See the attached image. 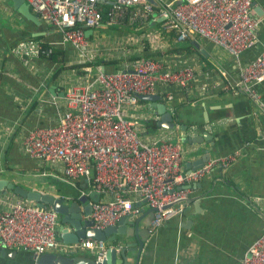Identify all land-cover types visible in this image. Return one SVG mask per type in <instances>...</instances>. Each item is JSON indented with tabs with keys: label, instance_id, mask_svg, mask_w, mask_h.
<instances>
[{
	"label": "built area",
	"instance_id": "built-area-1",
	"mask_svg": "<svg viewBox=\"0 0 264 264\" xmlns=\"http://www.w3.org/2000/svg\"><path fill=\"white\" fill-rule=\"evenodd\" d=\"M154 1L156 5L148 0H25L61 34L62 44L73 48L87 80L65 82V106L58 122L28 130L22 152L53 168L73 187L86 178L88 188L100 195L89 217L93 229L116 225L135 213L136 203L146 201L153 210L149 225L153 233L184 215L193 198V184L216 169H227L239 155L214 156L203 167L187 171V152L178 141V125L160 128L154 137L144 138L146 131L137 119L146 116L136 114L144 104L140 96L160 95L167 111L175 115L185 101L194 104L215 91L208 84L196 86L200 65L178 64L165 55L130 60L136 52L149 47L163 53L168 49V53L198 38L208 41L234 61L237 80L224 90L245 94L264 107L259 90L264 84V47L249 62H241L243 55L260 44L262 20L254 12L253 0ZM103 25L134 31L158 28L138 44L116 49L109 42L101 48L98 40L91 41L86 35ZM114 51L119 53L116 58L124 60L120 69L108 71L94 64L101 56L112 59ZM13 52L27 61L42 53L33 40L19 43ZM150 119L158 123L160 116L155 112ZM58 225L59 216L51 208H38L13 194L0 196V241L5 248L38 257L89 251L98 261L105 258L108 244L93 239L66 244L58 239ZM241 264H264V234L249 247Z\"/></svg>",
	"mask_w": 264,
	"mask_h": 264
},
{
	"label": "crops",
	"instance_id": "crops-1",
	"mask_svg": "<svg viewBox=\"0 0 264 264\" xmlns=\"http://www.w3.org/2000/svg\"><path fill=\"white\" fill-rule=\"evenodd\" d=\"M253 6L255 14L262 20L260 44L243 55V64L252 60L264 47V0H253ZM40 20L43 31L37 36V26L15 10L12 0H0V178L21 186L20 183H24L27 188L56 196L60 195V184H65L74 194L81 197L85 191V196L90 198L95 192L82 186L78 188V184L73 187L65 183L60 173L22 152L23 136L28 130L53 126L58 122L64 111L65 87L87 80L81 69L73 68L78 65L73 48L62 44L61 34ZM157 28L150 26L142 30V35V31L103 25L89 30L88 38L98 40L101 48L105 47L104 42H109L120 49L117 47L124 44H138L142 37H149ZM29 40L40 46L43 42L49 48V54L52 49L61 50L63 63L43 54L28 61L14 54L13 50L19 43ZM195 47L196 53L189 55L167 53L168 49L164 53L154 52L148 47L136 52L130 60L152 54L155 57L165 55L167 60L178 64L200 65L196 86L208 84L215 91V94L194 104L188 105L184 100L186 105L178 108L179 113L202 105L212 107L208 112L209 124L192 137L203 138L205 135L211 138L209 141L184 142L181 125L176 128L178 141L187 152L185 170H189L187 165L208 153L211 157L239 155L227 169H216L212 175L191 186L193 198L187 202L184 215L168 221L150 234L138 264H241L249 247L264 234V107L245 94L224 90L237 80L234 61L226 51L200 38L196 39ZM118 54L114 51L112 59L101 56L97 60H114L116 63L107 66L106 70H118L124 63L122 57L116 58ZM259 90L264 105V84ZM150 109L153 108L148 103L136 111L137 115L146 116L137 119L146 131L142 134L144 138L154 137L159 132V128L152 131L146 126L148 121H153L150 116L155 113ZM50 180L52 182L47 183ZM0 196L4 195L0 193ZM67 197L75 198L73 195ZM143 202L136 203L130 224L134 226L135 219L143 218L140 229H149L150 208ZM67 227L72 229L70 225ZM58 239L62 241L60 234ZM131 242L136 243V240L133 238ZM82 254L91 255L89 251ZM131 263L135 264V260L132 259Z\"/></svg>",
	"mask_w": 264,
	"mask_h": 264
},
{
	"label": "water",
	"instance_id": "water-1",
	"mask_svg": "<svg viewBox=\"0 0 264 264\" xmlns=\"http://www.w3.org/2000/svg\"><path fill=\"white\" fill-rule=\"evenodd\" d=\"M12 1L15 10L37 26V36H39L43 31L39 14L32 11L30 5L25 0ZM148 1L156 5L154 0ZM256 13L260 15L257 10ZM89 32H86L87 36ZM193 44L195 45V42ZM139 99L150 103L156 114L160 116V120L157 123L159 129H174L179 124L181 125V136L184 142L202 143L211 139L205 137V135L203 138L200 136L192 138L193 134L195 135L197 131L204 130V126L209 124L208 112L212 110L211 105H202L196 109L187 108L182 110L177 113L176 122L174 116L167 111L163 98L160 95L140 96ZM210 158L211 154L208 153L192 162L190 165H187L188 171L203 167ZM80 184L85 190L89 189L86 178H83ZM0 193L3 195L13 194L35 204L38 208H51L59 216L60 227L58 228V233L66 244H76L86 239L102 241L108 245L112 244L105 258L98 261L93 255L87 254H74L70 256L44 254L38 257L29 251L7 249L0 241V264H132V259L135 260V264H138L145 245L150 238L149 229L146 227L140 229V223L143 218L135 219L134 226L130 224V221L134 219V214L123 217L116 225L104 230L93 229L89 217L92 213V203L100 200L98 193H92L90 198L81 196L78 199H71L37 189H30L3 178H0ZM143 203H146V201ZM134 208H136V205ZM150 214V219H152L153 210L151 209ZM67 225H70L72 229L68 228ZM133 238L136 240V243L131 242Z\"/></svg>",
	"mask_w": 264,
	"mask_h": 264
},
{
	"label": "trees",
	"instance_id": "trees-1",
	"mask_svg": "<svg viewBox=\"0 0 264 264\" xmlns=\"http://www.w3.org/2000/svg\"><path fill=\"white\" fill-rule=\"evenodd\" d=\"M37 40V39H36ZM49 48L47 47V45H45L43 42L41 43V51L43 54V56L45 57H48L50 58L51 60L55 61V62H58V63H63V60L61 58L62 56V51L61 50H58V49H52L51 53L49 54ZM197 49L195 47V45L192 43H185V44H182V45H179L177 47H174L172 48L169 52H172V53H176L178 55H189V54H193V53H196ZM140 56H137V60H139ZM145 58H156L155 55H152V54H145ZM116 61L114 60H110V61H104V60H96V62L94 63L95 65H103L105 69H107V66L109 67V65H112V64H115ZM84 66L83 65H76L74 66L73 68H79V69H82ZM141 103H144V104H147V102H143L141 101ZM177 113L174 116V119L175 121L177 122ZM146 126L148 128H150V130L152 131H155V130H158V125L156 122H150L148 121ZM150 132V131H149ZM61 187H59V190H60V195L59 196H71L73 195L75 198L74 199H78L80 196L79 194H74L70 188H68L69 186L65 185V184H60ZM81 184L80 182L78 183V188H81L80 187Z\"/></svg>",
	"mask_w": 264,
	"mask_h": 264
},
{
	"label": "rangeland",
	"instance_id": "rangeland-1",
	"mask_svg": "<svg viewBox=\"0 0 264 264\" xmlns=\"http://www.w3.org/2000/svg\"><path fill=\"white\" fill-rule=\"evenodd\" d=\"M50 182H52V180L47 181V183H50ZM18 183H19V182H18ZM20 184H22V185L25 187V184H24V183H20Z\"/></svg>",
	"mask_w": 264,
	"mask_h": 264
}]
</instances>
